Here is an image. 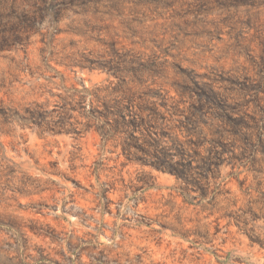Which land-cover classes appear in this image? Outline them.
<instances>
[{
    "label": "clouds",
    "instance_id": "obj_1",
    "mask_svg": "<svg viewBox=\"0 0 264 264\" xmlns=\"http://www.w3.org/2000/svg\"><path fill=\"white\" fill-rule=\"evenodd\" d=\"M46 129L98 139L95 211L75 205L54 244L27 224L0 232V264H264V0H0V135ZM121 149L128 167L108 171ZM160 175L171 195L150 215L139 197ZM116 183L136 237L100 227Z\"/></svg>",
    "mask_w": 264,
    "mask_h": 264
},
{
    "label": "rangeland",
    "instance_id": "obj_2",
    "mask_svg": "<svg viewBox=\"0 0 264 264\" xmlns=\"http://www.w3.org/2000/svg\"><path fill=\"white\" fill-rule=\"evenodd\" d=\"M80 71L81 79L88 86L102 83L103 77L100 72L91 67ZM45 131L48 135L38 132L33 136H27L26 139L22 136L20 142L14 141L11 135H0V232L27 224L33 235L40 233L49 243L54 244L64 229L71 227L72 222L68 220V216L72 215L74 218L80 216L81 210L74 211L75 205L80 204L84 209L95 211L87 199L88 189L94 187V184H90L86 177L99 179L95 173L105 167V160L98 159L100 152L96 147L98 139L95 137L89 136L77 141L67 134L62 135L48 129ZM120 151V157L112 155V158L107 160L108 171L117 166L122 169L128 167L123 149ZM122 176V183L129 186L127 191L132 193L129 172H123ZM154 179L156 183L139 199L141 204H148L150 215L159 216L162 215L159 207L167 208L169 203L168 197L171 193L168 188L172 181L163 175ZM136 180L139 186L135 188V192L138 193L141 192L143 183L139 177H136ZM120 188L121 184L116 183L112 185L111 191L103 190L102 196L106 202L99 213L103 220L100 227L107 231L109 224L113 226L119 224L124 230V235L136 237L138 234L133 218L127 214L120 216L116 208L121 202ZM123 198L127 199L128 194H124ZM176 199L183 203L179 197ZM69 205L73 207L70 208ZM136 206L134 203L133 208ZM87 219L92 222L87 224L88 227H92L96 222L93 216H88ZM137 222L143 223V218L138 217ZM80 226L83 228L85 221H80ZM160 227L168 229L166 224ZM219 230V227L213 228V234ZM37 239H40L39 235ZM174 243L171 236L164 235L159 242L152 245V249L159 253L160 249L167 250ZM190 247L185 246L186 249ZM55 264H59V261ZM155 264H161V261H156Z\"/></svg>",
    "mask_w": 264,
    "mask_h": 264
}]
</instances>
